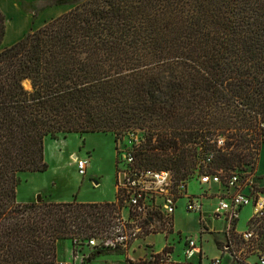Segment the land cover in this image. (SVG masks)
I'll use <instances>...</instances> for the list:
<instances>
[{"label":"trees","instance_id":"obj_1","mask_svg":"<svg viewBox=\"0 0 264 264\" xmlns=\"http://www.w3.org/2000/svg\"><path fill=\"white\" fill-rule=\"evenodd\" d=\"M54 4L71 8L5 47L0 10V264H55L60 240L75 249L122 208L18 203L48 137L142 130L137 159L177 180L246 176L264 145V0H43L33 16Z\"/></svg>","mask_w":264,"mask_h":264},{"label":"built area","instance_id":"obj_2","mask_svg":"<svg viewBox=\"0 0 264 264\" xmlns=\"http://www.w3.org/2000/svg\"><path fill=\"white\" fill-rule=\"evenodd\" d=\"M144 141L142 130L127 131L115 138L116 143V197L122 203L120 212L112 225L98 235L87 240H78L73 248L72 261H57L55 264H83L85 255L80 254V248L88 247L91 252L115 251L136 241H145L151 235L166 237L177 232L180 240L184 238L182 254L186 260L202 256V244L198 237H184L175 231L174 213L178 208V200L187 197L185 208L188 212L199 213L200 223L205 215L204 204L210 202L209 216L224 218L227 234L225 248L233 260L242 262L250 255L257 256V264H264V249L262 248V231H264V192L254 188L253 174L241 176L236 171L225 176L224 181L219 172H197V179L207 185L204 194L193 196L187 193L189 180H177L170 170H159L142 164L136 157V151ZM223 139L218 140L222 144ZM211 155L207 157L210 161ZM75 165L81 175L87 172L88 160L76 158ZM211 185V186H210ZM210 187V188H209ZM209 189L213 192H209ZM249 189V191H247ZM253 203L255 214L250 218L248 228L237 233L234 230L238 211ZM126 210V213H124ZM207 215V216H208ZM204 227V225H203ZM171 242H167V250L160 254H152L150 259L159 261L168 259L171 252ZM214 264L220 263V257L213 259Z\"/></svg>","mask_w":264,"mask_h":264},{"label":"rangeland","instance_id":"obj_3","mask_svg":"<svg viewBox=\"0 0 264 264\" xmlns=\"http://www.w3.org/2000/svg\"><path fill=\"white\" fill-rule=\"evenodd\" d=\"M41 3L39 2L35 5ZM25 8L33 11L31 6H26ZM23 83H25V81ZM25 88L27 87L25 86ZM45 147L47 153L52 155V157H48V161H46L48 168L44 172H23L20 174L21 182L17 187V196L20 200L29 199L30 196H32L33 190L36 188H40V190L45 193L44 195L39 193V196L37 194L34 199L35 202L49 201L48 197L50 195L48 194H52L55 199L60 201H71L76 199L79 202H112L116 200L115 182L117 152L115 138L111 133L90 132L79 134L74 132L66 136H59L57 139L48 137L45 140ZM261 152L264 153V145L261 147ZM53 154L60 157H53ZM76 158H85L88 160L87 172L85 175H81L77 171L74 161ZM25 173H28V179H26L27 176ZM251 173H253V171ZM188 177L187 193L193 196L204 194V191L208 187L199 182V179L196 178V173L193 172ZM257 178H264V172ZM255 187V189L259 188L258 186ZM259 189L261 192H264V185ZM247 191H249V189ZM209 192L213 191L209 189ZM38 197L39 201H37ZM187 199L188 198L184 196L178 200V208L175 214V226L183 230L182 235L184 237L191 236L196 230L202 229L203 225L210 227L212 224L219 229L225 228L226 220L221 217L215 218L212 215L205 216L203 223H200V215L198 212L194 213L186 210L185 204ZM210 209L211 206L205 202L204 211L209 212ZM124 213H126V210H124ZM254 214L255 206L252 202L249 205L243 206L238 211L237 219L234 221L237 230L241 232L245 231L248 228L250 218ZM102 231L104 230L100 232ZM156 235V244L160 246L163 237L159 234ZM170 236H172L170 240L171 244H175V242L178 241L181 243L179 245L183 246L184 238L180 240L177 232L170 234ZM62 243L66 244L65 241ZM206 247L210 252L214 250L215 247L211 239H208ZM59 249L60 253L64 250L67 258L70 256L69 244H66L65 248H63V244H60ZM90 253H92L90 248H80V254L85 255L83 264H89L86 258ZM109 253L112 252H102L91 264H106V261L112 259V257H118L117 255ZM253 257L258 261L256 255ZM60 260L65 261V259L60 257L57 258L56 261Z\"/></svg>","mask_w":264,"mask_h":264},{"label":"crops","instance_id":"obj_4","mask_svg":"<svg viewBox=\"0 0 264 264\" xmlns=\"http://www.w3.org/2000/svg\"><path fill=\"white\" fill-rule=\"evenodd\" d=\"M43 2V0H0V10L5 15V35L2 41V47L10 46L15 42L22 39L31 29H37L44 25L47 21L61 14L65 13L71 8L70 4H54L51 6L46 7L42 11L38 13L37 16H33L32 11L26 9V6L35 5L37 3ZM58 156L53 154V157ZM48 157H52L51 154L47 153L45 147V160L48 161ZM60 157V156H58ZM264 172V153L261 152L258 162L256 164L255 169L253 170V177H254V188L255 186L263 187L264 185V178L258 179L262 173ZM26 174V173H25ZM30 174V173H29ZM26 179H28L29 175L26 174ZM21 177V176H20ZM27 181V180H26ZM258 184V185H257ZM20 185V184H19ZM18 185V186H19ZM258 188V189H259ZM260 190V189H259ZM39 193L44 195L45 192L40 190V188H36L32 192V196H30L27 200H20L18 196L16 197L18 203H30L33 202L35 196ZM48 197L49 201H56V202H67V201H60L55 199L52 194ZM91 203V202H90ZM207 204L210 206V202L208 201ZM209 213L208 211L205 212L207 216ZM175 214L174 213V227L175 231H179L180 233L183 232L181 228H177L175 226ZM177 229V230H176ZM234 230L237 233L241 231L237 230L236 224L234 225ZM190 231V230H189ZM192 236L198 237L199 241L202 244L203 255L202 256H195L192 259L186 260L182 256V249L183 246L179 245L180 242H175V244L171 245V252L170 256L166 261L155 262L154 260L150 259L152 254H160L163 252L166 243L172 239V236H164L162 243L157 245L156 244V236L151 235L145 241H136L127 245L124 248H120L115 251H104V252H112L109 254L117 255L118 257H112L106 261V264H214L213 259L220 257V263L218 264H257V260L253 255L246 257L242 263L238 262L237 260H233L228 251L225 250L227 246V234L225 233L224 229L216 228L214 225H210V227L204 225L202 229H198L195 233L191 234ZM175 237V235H174ZM176 238V237H175ZM208 239H211L214 244V250L212 252L207 250ZM174 240V239H173ZM63 241L66 244H69L70 247V256L64 253V250L60 253L59 246L63 244V248H65L66 244L62 243ZM175 241V240H174ZM72 252H73V244L72 241L69 239L60 240L57 245V258L65 259V261H72ZM102 252H97L96 257L89 261V264L92 263L95 259L99 257V254ZM78 264V261H75Z\"/></svg>","mask_w":264,"mask_h":264},{"label":"water","instance_id":"obj_5","mask_svg":"<svg viewBox=\"0 0 264 264\" xmlns=\"http://www.w3.org/2000/svg\"><path fill=\"white\" fill-rule=\"evenodd\" d=\"M24 86H26L27 88H31V83L29 80H25ZM37 201H39V197L37 198Z\"/></svg>","mask_w":264,"mask_h":264}]
</instances>
